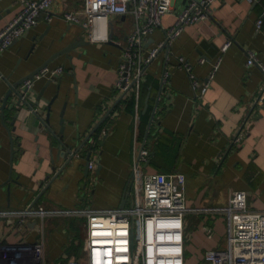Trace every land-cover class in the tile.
<instances>
[{"label": "crops", "instance_id": "crops-1", "mask_svg": "<svg viewBox=\"0 0 264 264\" xmlns=\"http://www.w3.org/2000/svg\"><path fill=\"white\" fill-rule=\"evenodd\" d=\"M184 2L178 0L175 9L163 18L162 28L146 38L147 54L166 40V31L176 23L178 6ZM83 7L84 0H54L51 21L42 14L37 27L0 57V107L8 81L16 82L74 46L48 66L51 70L63 67V74L35 82L33 88L39 92L52 80L39 113L45 118L46 106L60 85L52 109L55 131L62 128L63 109L66 136L78 135L80 142L103 121L93 143H87L51 184V156L56 159L58 143L40 121L33 123L31 112L21 110L15 120L11 97L4 117L0 111V209L33 205L115 209L124 199L128 206L131 194L126 196V190L134 177V165L139 163L148 174H184L189 208L225 206L233 192L244 191L248 209L264 213V74L257 65L247 66L250 52L264 64V22L261 29L256 26L263 17L264 0H217L208 19L187 25L149 64L137 109L133 92L121 98L116 90L118 64L134 28L132 16H112L111 40L94 44L82 24L65 17L74 14L85 22ZM19 10L18 0H1L0 31ZM229 41L232 44L223 51ZM179 57L192 64L199 84L208 80L212 64L222 59L205 92L192 89L187 72L178 66ZM201 58L204 64L199 62ZM164 76L167 82L157 105ZM237 136L241 137L238 144L233 142ZM90 145L93 170L85 160ZM64 162L63 158L55 162L58 170ZM82 224L83 220L75 218L31 220L19 232L12 222H6L0 226V248L22 240L34 244L43 235L46 264H66L70 259L86 264ZM186 225L187 256L194 233L198 234L200 262L205 252L225 245L224 218L189 214ZM206 226L213 229L210 238Z\"/></svg>", "mask_w": 264, "mask_h": 264}, {"label": "built area", "instance_id": "built-area-1", "mask_svg": "<svg viewBox=\"0 0 264 264\" xmlns=\"http://www.w3.org/2000/svg\"><path fill=\"white\" fill-rule=\"evenodd\" d=\"M178 0H84L81 23L74 14H66L67 20L82 24L88 32L90 42L105 44L111 40L110 18L131 15L134 28L129 34L121 62L117 68L116 90L121 98L133 92L136 109L140 99L141 85L149 64L161 49L178 37L187 25L206 20L211 16L217 0H184L176 23L166 31V40L146 53V38L162 28L163 18L175 9ZM1 2V0H0ZM54 0H18L20 10L0 31V57L27 32L37 27L40 16L51 21L50 8ZM263 17L257 30L263 25ZM232 43L227 42L223 51ZM221 58L212 64L208 80L202 84L193 73V66L185 58L177 59L189 77L196 92L209 88L221 65ZM204 64L205 59L199 61ZM257 65L264 74V64L256 54H248L247 66ZM64 68H44L23 85L32 87L37 80L55 78L63 74ZM167 82L166 76L163 78ZM261 96H264V81ZM237 136L234 143L238 144ZM94 163L89 169H94ZM131 183V204L124 208L96 209L92 206L75 208H45L28 206L22 209H0V226L12 222L15 230H22L29 221L50 218H75L83 220L84 247L88 254L86 264H188L187 225L189 214H213L225 220V245L204 254L201 264H264V213L248 209L247 194L233 192L225 206L189 208L186 204V177L182 173L148 174L134 165ZM210 238L213 229L206 226ZM45 239L41 235L34 244L20 241L9 248H0V264H46ZM66 264H81L70 259Z\"/></svg>", "mask_w": 264, "mask_h": 264}, {"label": "water", "instance_id": "water-1", "mask_svg": "<svg viewBox=\"0 0 264 264\" xmlns=\"http://www.w3.org/2000/svg\"><path fill=\"white\" fill-rule=\"evenodd\" d=\"M110 36L112 37V32H111ZM71 47L74 48V46H70V47L66 48L64 51L55 54L49 60H47L44 64H42L41 66H39L38 68H36L32 72H30L28 75L24 76L23 78L17 80L16 82L9 83V81H8L9 89H8L6 95L4 96V98L2 100V106L0 107V111L2 112V117H4L5 110L8 106V103H9V99L12 97V101H11V103H13L12 109L16 110L15 115H14V119L16 120L19 117L21 110L22 111L27 110V111L31 112L34 116L33 123H35L36 121H40L41 125L45 127L47 132L58 143L57 144L58 153L56 154V159L53 157V155L51 156L52 157L51 163L53 164V166H52L53 177L51 180V184H52V181L57 179L58 176H60L64 172V170L68 164L72 163L75 159H77L79 153L82 151V149L85 147V145H87V143H89V144L93 143V135L95 134L96 130L100 127V125L103 121V120L100 121L99 124L94 128V130H92V132L82 142L79 141L78 135H76L75 137H72V138H68L65 134V129H64V121H63L64 109L60 114V123L59 124L62 127L61 130L59 132H57L52 127V117H53L52 116V109H53L54 102H55L56 98L58 97V93L60 91V85H58V87H57L56 95L52 99L49 100V103L46 106V111L44 114L45 118H43V116H41L39 111H40V107H41V101L45 95V91L51 85L52 80H48L46 82V84L44 85V87L39 92H37L33 88V86L30 88L23 86L27 80L33 79L34 76L37 75L38 73H40L42 69L47 68L50 65V63L55 58H57L59 55H61L63 53H68L71 49H73ZM32 52H33V49L30 50L29 54L25 58V61H27V62L29 61L30 55L32 54ZM167 54H169V51H167ZM57 77H59V76H57ZM57 77H55V78H57ZM163 88H164V80H162L161 85H160V92H159V96H158V99L156 102L157 105L160 101ZM154 116H155V112L151 117V120L149 123V129H150L151 123L154 119ZM14 123L15 122H13V124ZM149 129H148V132H149ZM92 150H93V145L92 146L90 145V148L87 151V154L85 156V160L87 161L88 166L90 163ZM61 158H63L65 160V162L62 165V167L58 170L55 162L59 161ZM99 167H100V165H99ZM10 182H11V180L8 181V183H10ZM130 192H131V184L129 185V187L126 190V196H128L130 194ZM125 206H126V200L124 199L120 205V208H124Z\"/></svg>", "mask_w": 264, "mask_h": 264}, {"label": "rangeland", "instance_id": "rangeland-1", "mask_svg": "<svg viewBox=\"0 0 264 264\" xmlns=\"http://www.w3.org/2000/svg\"><path fill=\"white\" fill-rule=\"evenodd\" d=\"M206 233V231H205ZM198 234L194 233L193 234V240H192V251L189 252V260H188V264H201L200 263V258H199V252L197 251V247L198 246ZM83 248L81 247L80 251H82Z\"/></svg>", "mask_w": 264, "mask_h": 264}, {"label": "trees", "instance_id": "trees-1", "mask_svg": "<svg viewBox=\"0 0 264 264\" xmlns=\"http://www.w3.org/2000/svg\"><path fill=\"white\" fill-rule=\"evenodd\" d=\"M134 102V100H131L130 103Z\"/></svg>", "mask_w": 264, "mask_h": 264}, {"label": "flooded vegetation", "instance_id": "flooded-vegetation-1", "mask_svg": "<svg viewBox=\"0 0 264 264\" xmlns=\"http://www.w3.org/2000/svg\"><path fill=\"white\" fill-rule=\"evenodd\" d=\"M129 36V35H128Z\"/></svg>", "mask_w": 264, "mask_h": 264}]
</instances>
